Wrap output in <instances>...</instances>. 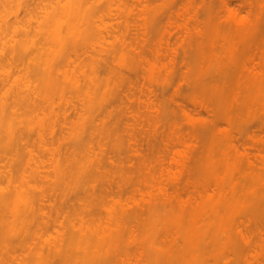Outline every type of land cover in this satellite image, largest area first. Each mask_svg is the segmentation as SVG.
I'll use <instances>...</instances> for the list:
<instances>
[{
    "label": "clouds",
    "instance_id": "9594fccd",
    "mask_svg": "<svg viewBox=\"0 0 264 264\" xmlns=\"http://www.w3.org/2000/svg\"><path fill=\"white\" fill-rule=\"evenodd\" d=\"M157 11L0 0V264H264V157L215 146L260 127L264 77L218 18L160 64Z\"/></svg>",
    "mask_w": 264,
    "mask_h": 264
},
{
    "label": "rangeland",
    "instance_id": "374dc122",
    "mask_svg": "<svg viewBox=\"0 0 264 264\" xmlns=\"http://www.w3.org/2000/svg\"><path fill=\"white\" fill-rule=\"evenodd\" d=\"M228 1L229 3H227ZM156 2L158 5L156 18L167 13L165 23L156 27V35L152 43V51L154 53L159 52L158 60L160 64H167L181 52H186L192 46L194 40L198 42L202 41L204 39V26L206 23L218 18L219 25L217 26V30L222 25L230 35H234L235 37L228 49L229 60L239 65L243 76L252 77L253 83L257 82L259 78L264 77V34H261L260 39L256 40L257 35L261 33L260 18L258 16L253 18L250 11H242V8L245 6L243 3L239 7H233L231 0H156ZM228 7L233 8V10L235 8L236 10L239 9L240 14L238 15L244 19L241 24L237 21L239 19L237 15L234 16L235 14ZM248 7L250 8V5ZM201 13H204L203 17ZM262 119H264V113H254L249 123H255L257 120L261 122ZM263 124L262 122L260 126L264 127ZM256 130H259V128L249 133L248 136L252 135L254 137L253 134L256 133ZM225 132L226 130H218V136H223V139L215 142V146L219 147L223 154H227L229 150L238 152L240 162L247 163L249 167H251V163L254 165L255 160L257 163L260 161V154L264 155V128L261 130L260 135L258 134L259 131H257L258 133L255 136L258 134L260 137V139H257L259 137H255L257 142L255 139V141L253 140V137L250 136L252 139L247 137L250 140H248L249 142L247 141V145L255 144L258 147L259 145L256 143L259 142L261 144L260 140L263 139V149L261 145L260 148L253 146L254 149H257L251 152L253 155L259 153L257 155L260 157L257 158L255 155L259 160H251L250 158L254 156L248 157L247 155L249 154L244 153V151H247L243 150L244 147L240 149L234 148L235 145L232 147L230 137L225 135ZM251 141L252 143H250ZM249 145L244 149L249 150ZM252 145L250 146V150ZM257 150L259 152H256ZM243 154H246L245 156L249 159L247 157L246 159Z\"/></svg>",
    "mask_w": 264,
    "mask_h": 264
},
{
    "label": "bare ground",
    "instance_id": "6f19581e",
    "mask_svg": "<svg viewBox=\"0 0 264 264\" xmlns=\"http://www.w3.org/2000/svg\"><path fill=\"white\" fill-rule=\"evenodd\" d=\"M226 1H227V0H226ZM225 3H226V2H225ZM227 3H229V1H228ZM227 3H226V5H227ZM226 5H225V6H226ZM228 5H229V4H228ZM228 8H230L229 10H230L233 14H235L234 16L237 15V18H239V19H237V21H238V23L241 24V23H242V20H244V19H243L240 15H238V14H240V13H239V12H240L239 9H237V10H238V11H237L236 8H235L234 10H233V8L231 9V7H228ZM253 116H254V114H253L251 117H253ZM260 120H261V119H260ZM260 120H259V122H260ZM262 122L264 123V119H262V121L260 122V123H261L260 125H262ZM263 125H264V124H263ZM260 127H261V126H260ZM260 127H258L259 130H256V133H258L257 131H259V133H258L259 135H260L261 130L264 128V127L262 126L263 128L261 127V129H260ZM258 128H257V129H258ZM256 133L253 134L254 137H253L252 135H250L251 137H253V140L255 139V137H256V138L259 137L258 134H257V136H255ZM250 136H248V138H249V139H252V138H250ZM261 136H262V135H261ZM262 138H263V136H262ZM249 139H247V141H248ZM257 139H260V137L257 138ZM257 139H255L256 142H257ZM253 140H252V141H253ZM255 140H254V141H255ZM249 141H250V140H249ZM249 141H248V142H249ZM252 141H251L250 143H252ZM254 141H253V142H254ZM262 141H263V139L260 140L261 144H259V142L256 143V144L259 145V147H258V146H255V144H253V145H252V144H250V145L248 144V145H249V150H248V149H244L246 146H248L247 143H246V145L244 146L243 150H247V151H246V152L244 151V153L249 154L250 156L247 155L248 157H252V156L255 157V155L257 156V158L260 157V156L263 157L264 155H261V154H260V156H258L257 154H259V153L255 154V155H253V154L251 153V152H253V151H255V150L257 149V148L254 149L253 146H254V147H258V148H260V147L262 146ZM251 145H252V148H253V149L251 148V150H250V146H251ZM260 145H261V146H260ZM233 146H234V145L232 144V147H233ZM234 148H236V146H234ZM247 148H248V147H247ZM236 149H237V148H236ZM262 149H263V146H262ZM263 150H264V149H263ZM263 150H262V151H263ZM259 151H261V149H259ZM259 151L257 150L256 152H259ZM247 152H250L252 155H251L250 153H247ZM263 152H264V151H263ZM263 152H262V153H263ZM254 153H255V152H254ZM260 153H261V152H260ZM246 154H243V155L245 156ZM263 154H264V153H263ZM247 156H245V158H246ZM248 157H247V158H248ZM254 157H252V158H250V159H251V160H252V159H253V160L257 159L256 157H255V158H254ZM261 157H260V159H261ZM247 158H246V159H247ZM248 159H249V158H248ZM257 160H259V159H257ZM249 162H251V161L249 160ZM255 163H257L256 160L254 161V165H255ZM252 164H253V163H251V166H254V165H252Z\"/></svg>",
    "mask_w": 264,
    "mask_h": 264
}]
</instances>
